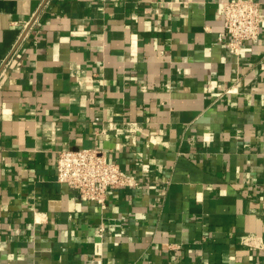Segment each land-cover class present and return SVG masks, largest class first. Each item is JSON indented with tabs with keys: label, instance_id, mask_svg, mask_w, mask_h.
Wrapping results in <instances>:
<instances>
[{
	"label": "crops",
	"instance_id": "0c3cea01",
	"mask_svg": "<svg viewBox=\"0 0 264 264\" xmlns=\"http://www.w3.org/2000/svg\"><path fill=\"white\" fill-rule=\"evenodd\" d=\"M226 1L0 0V264H264V0L239 56ZM83 148L139 186L80 200Z\"/></svg>",
	"mask_w": 264,
	"mask_h": 264
},
{
	"label": "built area",
	"instance_id": "2783aa9c",
	"mask_svg": "<svg viewBox=\"0 0 264 264\" xmlns=\"http://www.w3.org/2000/svg\"><path fill=\"white\" fill-rule=\"evenodd\" d=\"M222 31L218 41L234 56L244 43L255 41L260 30V4L257 0H230L221 4ZM134 125V124H133ZM56 180L74 190L77 197L95 203L100 210L107 204L110 190L135 188L139 180L121 171L96 148L61 151L55 163ZM244 246L260 247L251 236L242 238Z\"/></svg>",
	"mask_w": 264,
	"mask_h": 264
}]
</instances>
